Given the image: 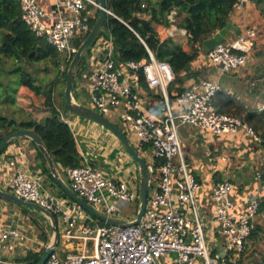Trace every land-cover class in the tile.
I'll list each match as a JSON object with an SVG mask.
<instances>
[{
  "label": "built area",
  "instance_id": "1",
  "mask_svg": "<svg viewBox=\"0 0 264 264\" xmlns=\"http://www.w3.org/2000/svg\"><path fill=\"white\" fill-rule=\"evenodd\" d=\"M248 1L237 0L234 9H241ZM19 4L22 20L29 29L44 37L64 56L62 67L66 62L70 63L78 49L73 40L89 32V22L93 19L91 12L95 18L100 7L98 0H54V11L47 12L37 0H19ZM141 6L144 7V3ZM256 39V29L247 27L238 35L226 36L210 49L206 57L217 77L246 65L257 47ZM112 42L110 38L100 63L96 66L90 62L91 65L76 78L74 87L86 93L88 107L105 117L113 112L129 125L136 138L133 145L140 155L144 157L150 147L152 158L145 160L149 181L152 179L155 184L148 189L145 212L139 223L125 226L99 224L77 202L45 188L42 177L28 169L23 160L10 158L4 161L12 170L6 183L8 192L39 204L64 222L66 228L61 237L65 242L80 241L90 246L85 252L64 257L55 250L44 264H158L167 253H174L176 264H236L255 229L257 215L264 218V211L259 212L264 194L249 199L243 209L237 210L232 196L233 183L228 179L221 180L213 187L214 208L207 219L197 203L201 184L185 158L179 127L188 125L215 134L244 131L258 143L260 137L240 118L216 108L214 98L221 90L218 79H202L179 92L176 100L184 108L174 112L168 87L175 73L169 63L158 60L150 51L147 61L119 62ZM262 68L264 73V45ZM140 79L159 95L163 111L159 120L141 112L139 95L135 91ZM260 109L264 110V105ZM60 115L66 122L61 111ZM157 159L162 162L155 166ZM64 173L69 189L101 214L123 222L136 218L138 209L130 220H122L120 215L128 206L137 204V189L107 178L103 170L92 165L85 156L78 165L65 167ZM262 178L258 167L253 179L261 181ZM208 221L218 225L217 232L223 237L222 252L213 251L208 245ZM11 238L23 240L24 235L15 227L4 225L0 219V242L6 244Z\"/></svg>",
  "mask_w": 264,
  "mask_h": 264
},
{
  "label": "crops",
  "instance_id": "2",
  "mask_svg": "<svg viewBox=\"0 0 264 264\" xmlns=\"http://www.w3.org/2000/svg\"><path fill=\"white\" fill-rule=\"evenodd\" d=\"M37 2L44 11H54V0H37ZM91 14H93L94 18V12H91ZM168 18V25L158 24L155 26L157 36L160 40L173 38L184 50L190 51L191 46L189 45L186 31L178 25L181 21V16L177 15V11H172L168 15ZM230 19L241 31L247 27H253L257 31V36L260 34L264 35V20L253 0H249L239 10L234 9L230 14ZM107 33L105 31V33L101 34L90 47L87 57L88 65L94 63L97 66L102 60L105 50L110 45V37L107 36ZM235 35V33L229 32L226 36L231 37ZM112 46L114 47V44ZM8 60V58H2L0 62H7ZM261 72L262 70L260 71L259 69L254 70L249 61L239 69L217 77L215 68L206 57V54L202 53L200 46L199 54L185 69L175 73V78L168 87L172 110L179 112L184 108L176 100L179 92L206 78L218 79L221 85L220 91L233 96L249 108L260 109L264 105V79L263 75L262 77L259 76ZM74 91L79 93L75 87ZM135 91L139 95L141 112L153 120H159L163 115V111L161 110L158 93L148 89L143 79H140ZM215 97L217 98V94ZM73 98L77 102L86 105L82 96H75L74 94ZM59 111L65 116L66 122L75 136L81 156H85L92 165L102 169L107 178H111L116 182L122 181L128 186L137 189L139 194L138 165L125 151L119 139L101 124L87 117H80L65 106L59 109ZM1 116H5L4 112ZM25 116L26 112L22 113L21 116H14L13 119L21 121L26 119ZM106 117L112 122L113 119L120 120L113 112ZM123 125V132L131 143L134 144L136 138L129 125L124 122ZM2 131L4 129L0 128V132ZM179 137L191 171L201 184L197 192V203L207 219L210 218L214 208L211 200L213 187L221 180L228 179L233 183L232 196L237 210L243 209L249 199L257 198L264 194V148L261 143L254 141L251 135L244 131L215 134L209 130L182 125L179 127ZM102 149L104 154L101 152ZM36 153L37 151L30 139L25 137L11 139L3 152L0 153V188L7 191L6 183L8 176L12 173V170L7 168L4 161L10 158H17L19 161L23 160L24 163H27L28 169L37 172L42 177L45 188L51 190L53 193L63 195L60 192L62 189L55 183L54 179L51 180L47 174L42 172L38 165ZM110 154L113 156H110ZM144 157L147 161L151 160L152 151L150 147L144 152ZM258 167L263 174L261 181L253 179L254 170ZM64 169L60 172L57 170V172L61 181L68 186ZM3 172H6V174H3ZM47 179L50 182H45ZM154 184L151 179L149 181V188H153ZM138 204L139 197L137 204H135L137 205V209ZM34 211L33 208H28L27 206L23 208L15 202L0 198V219L2 223L15 227L24 235L23 240L11 238L8 239L6 244L0 242V262L3 264L20 262L21 259L27 256L28 252H40L50 242L51 229L47 233L48 241L46 242L39 236V226L35 223L33 216L37 219L39 218V223L42 222L44 225L47 224L46 222L50 224L49 220L45 217L47 219L45 220L46 222L42 221L40 219L41 215ZM94 219L95 222L98 221L96 218ZM120 219L127 221L131 218H127V216H123L121 213ZM57 227L59 241L55 250L60 256L64 257L66 255L82 253L90 248L89 245L85 246L80 241L65 242L61 236L64 233L66 225L59 218H57ZM217 229L218 225L216 223L208 221L206 226L207 242L213 251L222 252L223 237L217 232ZM158 264H176L174 253L163 255L158 260Z\"/></svg>",
  "mask_w": 264,
  "mask_h": 264
},
{
  "label": "trees",
  "instance_id": "3",
  "mask_svg": "<svg viewBox=\"0 0 264 264\" xmlns=\"http://www.w3.org/2000/svg\"><path fill=\"white\" fill-rule=\"evenodd\" d=\"M236 1L142 0L139 6H136L137 0H105L106 7L111 14L106 16L102 29L78 60L72 90H74L75 76L78 78L79 74L88 66L87 57L90 47L105 31L113 41L117 61L144 62L149 60L150 51L158 60L168 62L173 72L178 73L199 54L202 41L225 26L234 10ZM253 2L264 20V0H253ZM141 3H144L145 6L142 7ZM172 11H177V15L181 16L178 25L186 31L191 46L190 51L184 50L173 38L160 40L157 36L155 26L158 24L168 25V15ZM94 19L89 22L90 28ZM86 35L76 37L73 40L74 45L79 47ZM257 56L262 57V53L257 51ZM2 58L14 59V61L25 64L50 62L58 72L57 77H61L65 85L69 62H66L65 69L62 70L64 56L44 37L35 35L24 23L19 0H0V59ZM259 70H262L259 75L262 77V66ZM13 71L19 73V81L8 101L28 113L26 119L21 121L0 115V128L4 129L0 132V140L6 133L19 128L33 130L42 140L59 172L65 167L78 165L82 161V156L70 126L61 118L60 111L55 106L52 97L55 89L54 84L46 86L37 84L32 73L20 66L10 72ZM2 84L0 82V86ZM61 97L63 105L67 108L63 90ZM214 104L219 111L236 116L250 125L260 137V143L264 148V110L249 108L224 91L217 93ZM33 145L37 151L36 158L39 167L52 180L53 177L45 158L34 143ZM161 162L162 160L157 159L155 166L160 165ZM60 192L64 194L62 190ZM21 206L26 208V206ZM262 211H264V202H261L259 208V212ZM33 219L39 226V236L47 242V233L51 229L50 224L45 221L47 219L43 215L40 216V219L47 223L46 225L42 222L39 223V218L33 216ZM99 223L104 224L102 221ZM260 230V224L256 223L250 237H256ZM43 252L44 250L28 252L20 262L36 264ZM243 253L236 264H264L263 258L258 261L244 262Z\"/></svg>",
  "mask_w": 264,
  "mask_h": 264
},
{
  "label": "water",
  "instance_id": "4",
  "mask_svg": "<svg viewBox=\"0 0 264 264\" xmlns=\"http://www.w3.org/2000/svg\"><path fill=\"white\" fill-rule=\"evenodd\" d=\"M141 1L142 0H137L136 6H139ZM98 3L100 7L94 19V23L92 27L90 28L89 32L87 33V35L85 36V38L83 39V41L81 42V44L79 45L77 51L73 55L68 65L63 95H64L65 102L70 110H72L76 114L90 118L98 122L105 128H107L108 130H110L119 139V141L121 142L125 150L128 152V154L131 156V158L137 163L138 176H139V204H138V210L136 213V218L133 221L123 222V221H119V220L107 217L101 214L100 212H98L97 210H95L86 201H84L83 199L75 195L69 189V187L66 186L59 178L57 168L54 164V161L51 155L48 153L40 137L33 130L18 129V130L6 133L0 140V153L11 139L18 138V137H25V138L30 139L35 144L37 149L42 153L43 157L45 158L47 165L49 167L50 174L52 175L55 183L63 190V192L71 200L77 202L90 215H92L97 220L102 221L103 223L110 224V225H118V226L133 225L141 221L142 216L145 212L146 204H147L149 178H148V172H147V167H146V160L142 155L138 153L135 146L131 143V141L128 139V137L125 135V133L123 132L121 128H119L115 123H113L112 121H110L109 119H107L105 116L98 113L94 109L74 100L73 95H72V85H73V80H74V73H75V68L78 63V60L80 59L81 55L84 53L86 48L90 45V43L97 36L98 32L102 29L106 16L108 14H111L110 12H108L105 0H98ZM229 32H233L236 35L241 33V29L237 28L232 23L231 19H229L227 23L225 24V26L217 30L211 37L204 39L202 41V44H201L202 53L207 54L208 51L212 49L217 43L222 42ZM0 198L33 208L39 213L45 215V217L49 220L50 226H51V240L46 246V248L44 249V252L41 255L39 261L36 263V264H44V262L49 257V255L55 251V248L59 241V232H58V227H57V219L55 215L48 209L40 206L39 204L23 200L15 196L14 194L8 191H5L1 188H0ZM0 264H3V263L0 262Z\"/></svg>",
  "mask_w": 264,
  "mask_h": 264
},
{
  "label": "rangeland",
  "instance_id": "5",
  "mask_svg": "<svg viewBox=\"0 0 264 264\" xmlns=\"http://www.w3.org/2000/svg\"><path fill=\"white\" fill-rule=\"evenodd\" d=\"M256 40H257V47L254 50L252 58L250 60L251 67L254 70L260 69V67L262 66L261 65L262 57L257 56V51H260L262 53L263 45H264L263 44L264 35L261 34L258 35ZM19 66L20 68H24V69L26 68L29 72H31L32 76L36 79L37 84H40L42 86L54 84L55 89L53 90L52 97L55 106L58 109H61L64 106L62 103L61 92L62 90L64 91L65 85L63 84V80L61 79V77H57L58 72L50 62H37L34 64H25L24 62H18V61H14V59H9L7 62H0V82L3 83L0 86V115L3 114L4 112V115L6 117L13 118L14 116L15 117L21 116L22 113L26 112L25 118L27 117V113H28L27 111L20 109L19 107L15 106L12 103H9L8 101L11 95H13L14 90L17 87L19 81V73H17L16 71L13 72L10 71H12V69L14 68L15 69L18 68ZM61 69L64 70L65 67H61ZM76 78L77 76H75V79ZM72 92L73 95L75 94V96H79V95L82 96L85 103L88 102V97H86L87 96L86 93L82 91L76 93V91L74 90H72ZM67 108L69 107L67 106ZM77 115L81 117V115L79 114ZM113 123H115L119 128L124 130L123 128L124 125L121 120L113 119ZM101 152L104 154L103 149ZM110 156L113 155L110 154ZM46 181L50 182L48 179L45 180V182ZM136 209H137L136 205L134 206L130 205L128 206V208L124 209L122 215L127 216V218H132L135 215ZM36 213H38V211H36ZM256 223L260 224L261 230L258 232V235L256 237H249L248 243L243 253L244 262L258 261L262 258L264 259V218H262V216L259 214L256 217Z\"/></svg>",
  "mask_w": 264,
  "mask_h": 264
},
{
  "label": "bare ground",
  "instance_id": "6",
  "mask_svg": "<svg viewBox=\"0 0 264 264\" xmlns=\"http://www.w3.org/2000/svg\"><path fill=\"white\" fill-rule=\"evenodd\" d=\"M39 213V212H38ZM39 214H41V213H39ZM41 215H43V214H41ZM43 216H45V215H43Z\"/></svg>",
  "mask_w": 264,
  "mask_h": 264
}]
</instances>
